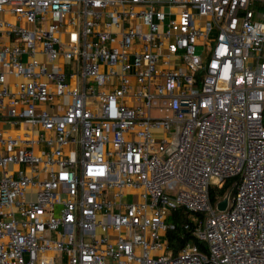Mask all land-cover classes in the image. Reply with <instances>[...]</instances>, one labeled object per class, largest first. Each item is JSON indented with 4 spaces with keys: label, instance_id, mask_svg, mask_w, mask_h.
<instances>
[{
    "label": "built area",
    "instance_id": "built-area-1",
    "mask_svg": "<svg viewBox=\"0 0 264 264\" xmlns=\"http://www.w3.org/2000/svg\"><path fill=\"white\" fill-rule=\"evenodd\" d=\"M0 264H264V0H0Z\"/></svg>",
    "mask_w": 264,
    "mask_h": 264
},
{
    "label": "trees",
    "instance_id": "trees-1",
    "mask_svg": "<svg viewBox=\"0 0 264 264\" xmlns=\"http://www.w3.org/2000/svg\"><path fill=\"white\" fill-rule=\"evenodd\" d=\"M238 181V177L231 178L220 189H213V202H216L218 198L225 196L230 191H232V195H234L236 193ZM170 219L174 223V228L167 233V236L169 238L170 249H172L173 253L177 254V252L182 249L188 243V241L196 244L200 251L207 254L209 253L206 242L204 243L197 240L196 237L193 236L192 232L186 229V226L188 225V223H190L188 214H186L182 210H179L174 212Z\"/></svg>",
    "mask_w": 264,
    "mask_h": 264
},
{
    "label": "crops",
    "instance_id": "crops-1",
    "mask_svg": "<svg viewBox=\"0 0 264 264\" xmlns=\"http://www.w3.org/2000/svg\"><path fill=\"white\" fill-rule=\"evenodd\" d=\"M11 81L13 80L12 78L10 79ZM3 130L5 131L6 134L9 135H22L24 133L25 128H18V127H13L10 124H4Z\"/></svg>",
    "mask_w": 264,
    "mask_h": 264
},
{
    "label": "water",
    "instance_id": "water-1",
    "mask_svg": "<svg viewBox=\"0 0 264 264\" xmlns=\"http://www.w3.org/2000/svg\"><path fill=\"white\" fill-rule=\"evenodd\" d=\"M228 203H229V201H228V197H225V198L222 200V202H220V204H219V206H218L219 211H221V210H225V209L227 208V206H228Z\"/></svg>",
    "mask_w": 264,
    "mask_h": 264
},
{
    "label": "rangeland",
    "instance_id": "rangeland-1",
    "mask_svg": "<svg viewBox=\"0 0 264 264\" xmlns=\"http://www.w3.org/2000/svg\"><path fill=\"white\" fill-rule=\"evenodd\" d=\"M128 200H132V196H126V197L124 198V201H128Z\"/></svg>",
    "mask_w": 264,
    "mask_h": 264
}]
</instances>
